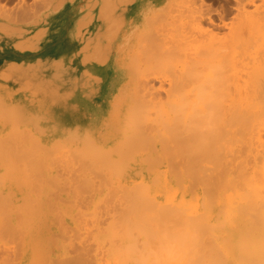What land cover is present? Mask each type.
Masks as SVG:
<instances>
[{
    "label": "bare ground",
    "instance_id": "obj_1",
    "mask_svg": "<svg viewBox=\"0 0 264 264\" xmlns=\"http://www.w3.org/2000/svg\"><path fill=\"white\" fill-rule=\"evenodd\" d=\"M115 1L0 0V74L8 71L32 74L35 83L32 105L36 107L32 113L46 112L49 118L34 115L40 117L38 122L44 118L46 122L58 120L71 126L76 125L74 119H85L76 108L84 99L72 67L85 60L102 61L110 54L115 39L111 40L114 33L110 31L117 27V18L120 27L124 20L123 17L119 21L121 15L113 18L118 7L115 4H119V0ZM238 3L241 14L227 26L228 32L220 34L202 28L211 34L205 45H199L206 52H199L205 55L206 61H201L204 75L196 74L193 66L194 70L190 68L192 71L184 74L182 68V76H167L166 81L143 78L146 81H140L138 90L125 94L129 101L122 109L128 107L123 110L127 114L125 117L121 114L123 120L119 122V130L114 129L112 139L94 142L91 136L94 129L89 133L86 123L84 132L90 136L83 134L84 126L81 129L78 125L72 126L73 132L62 135L61 141H52L51 154L56 155L53 152L58 148L54 144L59 143L61 146L56 147L62 148L60 159L58 154L55 158L59 163L69 161L70 166L78 164V172H66L64 168L65 173L59 174V170L55 171L59 167H51L49 158L37 156L38 151L41 153L39 147L36 149L38 144L31 146L37 150L32 152L44 160L47 168L41 159L40 162L46 171L36 156L28 158L30 148L27 158L19 151L21 156L15 158L0 154V264H50L53 260L47 261L50 253L45 252L43 242H58L52 230H60L61 237L71 229L76 230V238L85 244V247L81 244L82 250H75L74 246L77 252L71 251L73 264H264V0H238ZM69 15L72 26L68 31L65 21ZM30 44L35 53L24 48ZM32 56L44 57L35 61L44 62V66H31L32 62L27 60ZM192 59V63L198 62ZM89 75L86 76L92 79ZM56 95L59 96L54 98ZM18 107L3 109L7 113L12 108L8 112L16 114L10 115L8 122L18 119L16 123H22L19 118L22 115L17 116V110L22 108ZM30 117L34 120L29 114L22 124H29ZM2 119L7 121L5 117ZM11 124L8 137L9 132L12 135V127L18 125ZM57 124L54 126L58 127ZM29 125L34 126L33 132L44 133L41 132L44 127ZM60 127L59 131L63 129ZM28 128H24L27 134H19L21 129L17 128L14 131L19 132L14 134L26 136L29 142L33 134ZM78 129L82 133L76 132ZM38 139L35 138L39 142ZM39 146L50 152L49 147L41 143ZM48 167L55 172L51 168L49 172ZM44 232L47 235L52 232L53 242L45 239ZM34 238L39 246L33 245ZM9 240V245L19 247V254L15 247L5 244ZM65 247L62 248L66 251ZM90 249L98 251L92 254Z\"/></svg>",
    "mask_w": 264,
    "mask_h": 264
},
{
    "label": "rangeland",
    "instance_id": "obj_2",
    "mask_svg": "<svg viewBox=\"0 0 264 264\" xmlns=\"http://www.w3.org/2000/svg\"><path fill=\"white\" fill-rule=\"evenodd\" d=\"M115 2L116 1L114 0V3ZM118 2H119L118 5L115 4V6H118V7H116L117 8L116 10H114L113 18L114 17L117 18L118 16L121 15L122 17L120 18L119 21H121V19L123 17H124L123 18L124 20L121 21V25H122L121 27L119 26L120 24L118 25L119 22L116 21L119 18H117V19L115 18L116 19L115 23H117V27L113 26V24H112V26L114 28L112 27L113 32H112V29H111L110 34L114 33L116 35L114 36V34H113V37H111L112 35L110 36L112 38V39L110 38L111 40H113V38H115V39L113 40V44L111 43L113 48L110 47L111 50L108 51V53L110 52V54L107 55L108 59L105 58L106 61H105V59H103L102 61L100 60V61H97V62L96 61L94 62V60H93V62L92 61L88 62L87 60H85V61H87V63L85 61H83L81 64H80V62H78V63L74 64L75 68L72 67L73 69L76 70L75 71V78H77L76 79V85L79 86V91L81 92V94H82L81 96L84 99L82 104L80 105V107H79V105H78V107L76 106V108H78V111L83 115V117H85V119H82V120H75V119L73 120V122L77 126L74 125V124H72L71 126H69L70 124L69 125H64V122H61V121H58V120L55 121V120H52V119H50V120H52V122L51 121L50 122H48V121L46 122L47 119L45 120L43 118L44 116L46 118H48V116H46V112L44 114H34V113H32V110H34V108H36L35 105L34 106L32 105V102L35 99V94H34L35 93V86H34L35 83H34V80H33L32 76H31L32 74H30V73L26 74V72H21V73L14 72V73H12L10 71L3 72L2 74H0V75H2V78H0V98H1L0 99L1 103L0 104H2V102H3V104L0 105V108H2L1 111H0V116H1L0 118L2 119V117H5L7 119L10 115L11 116L16 115V114L13 115V112L11 114H10V112H8V111L12 110V108L10 110L7 109L8 111L4 110L7 113L3 112V109H6V108H9V107H12V106H15V107L16 106L17 107L20 106L18 108L25 109V111H23L22 109L17 110V116L22 115L21 117L19 116L20 119L22 118L21 119L22 123L24 121L28 120L29 114H30V116L33 115V117H34V115L35 116L36 115L37 116L41 115V116H43V117H41V119L43 118L45 120V121H43V119H42V122H38V121H41L40 119L39 120L37 119V118H40V117H37V118L34 117L35 121L33 119H31V117H30V119L34 121L33 122V121L30 120V123L33 124V125H35L34 123H36L35 126H36L37 129L39 128L38 126L45 128V130L41 128V130H43V131H41V130L40 131L44 132L41 135V134H37L36 133L37 131L33 132V127L34 126L30 127V125H29L30 123L28 124V122L25 125V123L24 124L16 123L18 119L16 121H14L15 119L14 120L11 119V121L8 122V119H10L11 117H9L7 119V121H3V119L2 120L0 119L1 121L7 123L6 124V123H3V122H0V123H3V124H1L2 127L0 125V133H2V131L6 132L5 134H0V150H2V151H0V154L4 153V154H1V157H14L15 158V156L16 157H20L21 155L22 156L25 155L23 158H27V156L29 155L28 154L29 148L31 150L30 151L31 154H30V156H28V158L32 157V155H34L33 157H35L36 156L35 153H36L37 150L35 151L34 147L36 146V144H38L36 149H38V147H39L38 150H40L41 153L39 154V151H38L37 156L39 155V156L42 157L44 155L42 157V158L45 157L44 160L49 158V160L52 161V163L50 162V165L54 169L56 167L60 168L63 165L62 166L63 168L61 167L63 170L61 168L60 169L59 168L55 169V171L59 170V174L65 173L64 172V168L66 169V172L67 171L68 172L69 171L70 172H73V171L74 172H78V169H79L78 164H75V163L72 164L70 162L71 166L67 165V164H69V161L66 162V163H64L65 161L63 163H62V161H60V163H62V164L59 166V164H60L59 163V159H60L59 148H60V153L62 151V148L60 147L61 145L59 143L58 144H54V147L58 148V149L55 150V148H53L52 151L55 150L56 152H53V153L56 154V155L51 154L52 152H51L50 149L52 147H50V146H51V143H52V141L54 139H60L59 141H61V139L64 138V137H61L62 135H66L71 130L73 132V127L75 128V127H79V126H81V129H83L82 126H84V130H82V131H83V134L84 133L86 134L87 132H84L86 123H87L86 124L87 125L86 126V130L87 131L89 130V133H90V131H92L94 129V131H93L94 133L91 132L92 138L94 136V139H93L94 142L100 141V140H103V139H112V138H114L113 135L115 134L114 132H116L114 129L116 128V129L119 130V127H118L119 122L121 120H123V117H121V114L124 113V114H122L123 116L125 114H127L123 110L127 111L128 107L125 108V109H122V108L127 106L126 104L129 101V100L127 101V99H126L127 98L125 96L126 93H129V95H130V93L133 94L136 90H138L137 87L140 84L141 80H143L145 82L146 81L145 79H149V78H152V77H154V78L158 77V78L163 79V80L166 81L168 77L182 76V73H183V72H181L182 68H185L184 69V74H185L188 71L194 70V69H192V67L194 66L193 68L196 67L195 70H194V72L196 74H199L200 76L204 75L205 74L204 73L205 71L203 69L204 62L202 63L201 61L205 60V58H203L205 55L202 54V53H206V52L201 48L203 46L200 47L199 45H203L204 42H208L207 38L208 37L210 38V35H211V34L209 35L207 32H205L204 29H206V28L212 29V30L214 29L215 31L219 32L220 34L225 33L226 31L228 32L227 29L231 25L230 24L231 21L234 20L235 18H237L241 14V13L240 14L238 13L239 11L241 12L238 0H123V1L119 0ZM148 5H149V7H147ZM123 6H125L126 9ZM121 7L124 9V10H122V11H124L123 13L120 10V9H122ZM9 19H7V20H9ZM67 19L70 22L72 20V15L71 16L70 15L67 16L66 17V21H65L66 29L69 31V29L72 26V24H71L72 22L69 23ZM24 20H26V19H24ZM113 21L114 20H112V23H113ZM235 22H236V19H235ZM232 24H233V21H232ZM203 26L205 27L204 29H202ZM139 31L142 32L143 35ZM65 38H66V36H65ZM111 40H110V42H112ZM150 47H152V48H150ZM199 47H200V49H199ZM24 48L27 51H29V52L31 51V53L32 52L35 53L34 52L35 51V47L33 45H31V44L25 46ZM117 49H118V51H117ZM142 49H144V50H142ZM199 52H202V53H199ZM122 56H123V60H122ZM148 56H149V58H148ZM179 57L181 59H178ZM193 57L195 58L194 61L195 60H197L198 62L200 61L199 62L200 64L198 62L197 63H192L193 62V59H192ZM201 57H202L203 60L201 59ZM207 57H208V55L206 56V59L208 60L209 58H207ZM126 58L129 59L130 61L132 60L133 63L129 61L131 63V64H129V62L127 61ZM130 58H134V59H130ZM42 59H44V57L41 58L40 56H35V57L32 56L27 61H31L32 64H33L31 66H33V67H41V66H44V62H38V63H40L38 65V63H36L35 61H40ZM121 60H122V64H121ZM161 60H163V63H162ZM185 61H188V63L186 65H183L185 63L182 64V62H185ZM102 62H103V64H102ZM116 62H118V63H116ZM135 62H137V63H135ZM98 63L100 65H98ZM125 63L126 64L128 63V65H130V66L132 65V67L128 66L129 67L128 68L126 66L124 68L122 66L123 67L122 68L121 65H125ZM117 64L120 65V67ZM196 64H198V65H196ZM164 66H165V68H164ZM199 66H200V68H199ZM186 67H187V69H186ZM166 68H167V70H166ZM171 70H173V71H171ZM130 71H131V74H130ZM132 71H134V72L132 73ZM170 71H171L172 74H170ZM127 72L129 73V75H128ZM156 72H159V73L156 74ZM86 73H88V74H86ZM230 73H231V71H230ZM134 74H135V76L133 77ZM5 75H6L7 78H5ZM47 75L48 74H46L45 76H47ZM86 75L91 76L94 81L90 77H88ZM149 75L150 76L152 75V76L150 77ZM95 76L97 77V80L100 81V83L97 82V80L95 79ZM25 77H27V78H25ZM135 77H137V78H135ZM53 78H54V75H53ZM86 78H89V79L86 80ZM143 78H145V79H143ZM135 80H137L138 82L135 81ZM133 82L136 83V84H134ZM133 85L136 86L135 87L136 89L134 88L135 89L134 91L131 90V88L133 89ZM2 91H3V93H2ZM41 91L44 92L43 90H41ZM127 91H130V92H127ZM42 96H45L47 98L45 92L42 93ZM57 96H59V95H56L54 98H56ZM133 100L136 101V99H133ZM131 103L133 104V102L130 101V105H131ZM134 104H136V103L134 102ZM59 105H61L60 102H58V106ZM145 106H146V104H145ZM117 111H119V115H117V113H118ZM54 121H55V124H57L56 123L57 121L59 123L61 122L60 124H62V127H60L61 125L59 123L57 124L58 127L54 126L55 125ZM10 124L12 126L14 124H18L17 127H14V126H13L14 128L12 127V129H13V130H11L12 131V135L9 132V137L11 136L10 140H13L12 137L14 138V140L11 141V142H10L8 134H7L8 130H10V126H9ZM49 124L53 125L54 127L51 126V125L49 126ZM45 125H46V127H45ZM88 125H89V128H88ZM110 125H112V126L109 127ZM22 127H24L25 129H27L29 127L28 129L31 132V134L30 133L29 134L30 135L33 134L32 136L35 135L34 137L37 138V139L39 138L38 139L39 142L36 141L35 138L31 136V138H33V141L35 143V144H33L32 143L33 141L32 140L30 141L31 138L29 139V142H27L28 138H26V136H24L22 138L23 135H20V136L17 135L18 134L17 131L19 132V130ZM50 127L53 130L56 127V130H54V132H52L53 130L51 131ZM59 127L63 128V129H61L59 131V129H57ZM16 128L19 129V130L14 131V129L16 130ZM24 128L20 130V132L23 131V133L19 132V134H25L27 132V130H25ZM65 129H67L68 131L65 130ZM79 129L76 132L81 131ZM24 130L26 132H24ZM40 131L38 130V132H40ZM82 131H81V133H82ZM14 132L17 133V134H14ZM48 132H49V134H47ZM61 132H63V133H61ZM87 135L90 136V134H88V133H87ZM1 139L4 140V143L6 142V145L4 143H1ZM69 139L71 140L73 138L71 137ZM3 140H2V142H3ZM7 140H9V141H7ZM64 140H66V139H64ZM22 141L26 142L25 145L27 147L25 145H22L23 144ZM7 142L9 143L10 146H8ZM12 142H14V143H12ZM54 142H56V140H54ZM39 143L44 145V147H46V146L49 147L48 149L50 150V152L47 150V148L41 149L40 148L41 145L39 146ZM13 144H14V146L17 144L18 147L20 146L18 144H21V147H19V148L17 147L18 150H16V152H15L14 150L17 149V148L14 147ZM56 145H60V146L56 147ZM31 146H34V147L31 148ZM11 147L13 149H11ZM22 147L25 150H23ZM45 149L47 150V154H46V150ZM3 150H5L6 152L3 151ZM21 150H23L24 154L21 153L22 152ZM42 150H44V152ZM13 151H14V153H12ZM32 151H34L35 153L32 152ZM17 152L19 154H21V155H18ZM6 154H7V156H6ZM11 154H13V156ZM57 154H58L59 159L55 158V157H57ZM64 154H65V152H64ZM37 156L35 157V159L39 160L38 162L40 163V167H42L44 169V166L46 167V165L44 164V160L40 157V159L42 160L43 165H44V166H42V164L40 162L41 160L38 159L39 157H37ZM50 157L52 159H55V162ZM56 159L58 161H56ZM61 160H64V158L63 159L61 158ZM64 166H66V167H64ZM50 168L48 169L49 172H51L52 170L54 171V169L51 168L52 169L51 170ZM73 168H75V169H73ZM43 169L41 170V168H40L41 172L43 171ZM44 171H46V170L44 169ZM102 219H104L105 221L107 220V218L105 219V217L102 218ZM104 220H102V222H104V224H105ZM53 223L55 224V221H53ZM101 225H102L101 228H103V224H101ZM57 227L59 228L58 225H57ZM57 227L55 229H57ZM49 231H51V230H49ZM52 231L54 232L53 234H56V236H57L56 238L57 239L58 238L61 239L63 237L62 239L66 240V238H67V240H66L67 243H65V240L63 241L62 239H61L62 241L60 240L61 241L60 243H58L59 239H58V242L56 241L59 246L57 245V243H48V241H46L47 243L43 242V244H46L45 247H47L46 249L44 248L45 252L50 253V254H48L50 259L47 260V261L49 262L51 260V258H52L53 261L57 260L59 262V264H73L74 261L71 260V259L72 258L74 259V256H72V255H73L74 252H77L75 250H80L81 247H82L81 244H83L81 241L78 240L79 238H76V236H77L75 234L76 230L74 229L75 232H73L72 229H71V231L75 235V237L71 233V231L70 232L68 231L69 232L68 235H65V236L62 235L61 237H60V235L62 234V232H60V230L57 231V232L54 231V230H52ZM45 232H44V235L48 238L47 239L45 237V239L49 240L51 242L52 241L51 240L52 237H50V236L53 235L52 232H51V234L48 233L50 235L45 234ZM58 232H60V233H58ZM70 234H72V236L71 237H67ZM54 236H53V238H54ZM4 237H6V235ZM7 238L8 237H6V239ZM70 238L76 239L77 242L79 241L78 245L75 242L76 240L73 239L74 240L73 241ZM34 240H35V238L33 239V242H35V243H33V245L36 244L37 246H39V242L36 241V240L34 241ZM11 241H12V239H11ZM69 241H71V242L68 243ZM8 242H10V240L7 241V243H5V242L4 243L9 245ZM12 242L14 243V241H12ZM13 243H12V245H9V246L15 247V245H13ZM52 244L55 246L54 249H52L53 248ZM50 245H52L51 246L52 248L50 247ZM66 245H68L69 247L68 246L65 247ZM84 245L85 244H83V247H85ZM74 246H75L76 249L74 248ZM62 247H65L66 251H70V254L67 255V252ZM1 248H3V247H1ZM67 248H68V250H67ZM73 248L75 250H73ZM91 249H90V251H92ZM93 249H95V248H93ZM3 250H4V248H3ZM15 250L16 251L19 250V247L18 246L15 247ZM33 250H35V249L33 248ZM51 251L54 252V253L52 254ZM62 251H65V253H66L65 254L66 257H64L65 259H63V257H62L63 256L62 255V253H63ZM93 251H98V250H93ZM93 251H92V254H93ZM19 252L17 251L18 254H19ZM80 252H78V254H80ZM54 254H56V255H54ZM1 255H3V254H1ZM56 257H57V259H55ZM2 260H4V259H2ZM63 260H65L66 262L64 263ZM69 260H71L72 262L69 261ZM53 261H51L50 264H52ZM57 261H56V264H58ZM53 264H55V262Z\"/></svg>",
    "mask_w": 264,
    "mask_h": 264
}]
</instances>
